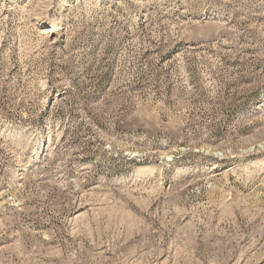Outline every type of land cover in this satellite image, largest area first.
Masks as SVG:
<instances>
[{
	"label": "rangeland",
	"instance_id": "1",
	"mask_svg": "<svg viewBox=\"0 0 264 264\" xmlns=\"http://www.w3.org/2000/svg\"><path fill=\"white\" fill-rule=\"evenodd\" d=\"M0 264H264V0H0Z\"/></svg>",
	"mask_w": 264,
	"mask_h": 264
}]
</instances>
